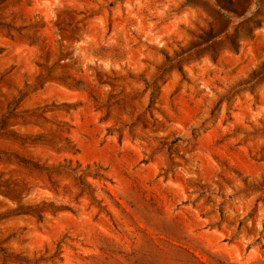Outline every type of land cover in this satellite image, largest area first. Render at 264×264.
I'll use <instances>...</instances> for the list:
<instances>
[{"label": "rangeland", "instance_id": "rangeland-1", "mask_svg": "<svg viewBox=\"0 0 264 264\" xmlns=\"http://www.w3.org/2000/svg\"><path fill=\"white\" fill-rule=\"evenodd\" d=\"M0 264H264V0H0Z\"/></svg>", "mask_w": 264, "mask_h": 264}]
</instances>
